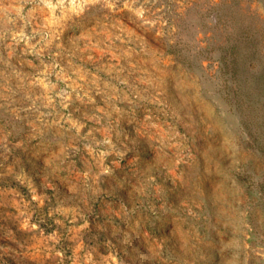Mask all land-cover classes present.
Returning a JSON list of instances; mask_svg holds the SVG:
<instances>
[{
  "label": "rangeland",
  "instance_id": "obj_1",
  "mask_svg": "<svg viewBox=\"0 0 264 264\" xmlns=\"http://www.w3.org/2000/svg\"><path fill=\"white\" fill-rule=\"evenodd\" d=\"M0 264H264V0H0Z\"/></svg>",
  "mask_w": 264,
  "mask_h": 264
}]
</instances>
